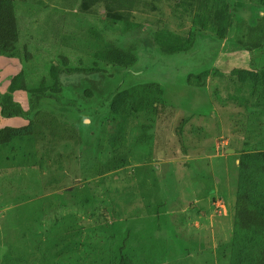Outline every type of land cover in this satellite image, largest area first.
Wrapping results in <instances>:
<instances>
[{"label": "rangeland", "instance_id": "374dc122", "mask_svg": "<svg viewBox=\"0 0 264 264\" xmlns=\"http://www.w3.org/2000/svg\"><path fill=\"white\" fill-rule=\"evenodd\" d=\"M82 1L16 0L0 95L77 142L36 112L0 116L31 133L0 147V264H254L233 207L243 192L264 205V47L248 67L226 51L264 36V0H145L127 21ZM57 77L59 101L32 97ZM149 83L159 111H133L129 95Z\"/></svg>", "mask_w": 264, "mask_h": 264}, {"label": "trees", "instance_id": "16d2710c", "mask_svg": "<svg viewBox=\"0 0 264 264\" xmlns=\"http://www.w3.org/2000/svg\"><path fill=\"white\" fill-rule=\"evenodd\" d=\"M200 5H203L205 0H199ZM82 10L92 12L94 6L102 4L106 10V17L112 21L128 20V16L139 7H144L149 4L145 0H83ZM105 2V3H104ZM193 2V1H191ZM104 3V4H103ZM127 17V19H125ZM222 32L224 29L218 27ZM20 38V29L17 19L16 0H0V55L11 56L18 49ZM264 47V36L257 35L256 39L250 41L238 40L229 44V49L226 53H247L250 57V66L254 63L256 51H261ZM114 49V48H113ZM112 49V50H113ZM117 50V49H114ZM117 52V51H116ZM64 72V71H63ZM65 72H73L67 71ZM78 74H94L99 71H74ZM264 72V69L263 71ZM16 88L28 90L25 87L24 81L16 79L14 81ZM63 88L60 77L56 78L55 84L46 90L32 91L33 96H43L53 98L59 101V96L62 95ZM113 93V92H112ZM115 94V93H114ZM161 95V87L156 83H149L143 87L134 88L133 93L128 98L132 101L133 111H159V103ZM118 107H123L118 105ZM38 109L37 105H32L31 108L25 109L12 95H0V116L4 119H32L33 114ZM39 111V110H38ZM41 113L36 112L35 116L40 117ZM43 115V114H42ZM47 115V114H46ZM45 115L38 120L44 126L48 127L53 135V138L58 141H74L77 142L76 132L71 129L67 130L66 126L62 125L58 119L52 117L44 119ZM69 129V128H68ZM70 131V132H69ZM31 133L20 131L13 126H5L0 128V147L10 146L13 140L19 136H29ZM121 140V135H117L113 139V144L118 145ZM256 164H261V172L264 173V155L257 159ZM241 166L244 171L247 167L244 161H241ZM234 220L236 227L250 234L254 238V243L251 246L252 261L254 264H264V205L253 204L252 194L243 192L239 194L233 207ZM124 248L121 249V251ZM120 264H125L123 255L120 254ZM23 261L20 258L6 257L5 264H20Z\"/></svg>", "mask_w": 264, "mask_h": 264}, {"label": "crops", "instance_id": "0c3cea01", "mask_svg": "<svg viewBox=\"0 0 264 264\" xmlns=\"http://www.w3.org/2000/svg\"><path fill=\"white\" fill-rule=\"evenodd\" d=\"M233 65L241 64L242 66L248 67L250 64V57L247 53H239L232 57Z\"/></svg>", "mask_w": 264, "mask_h": 264}, {"label": "built area", "instance_id": "2783aa9c", "mask_svg": "<svg viewBox=\"0 0 264 264\" xmlns=\"http://www.w3.org/2000/svg\"><path fill=\"white\" fill-rule=\"evenodd\" d=\"M223 208H224V210L226 211V207L224 206Z\"/></svg>", "mask_w": 264, "mask_h": 264}]
</instances>
